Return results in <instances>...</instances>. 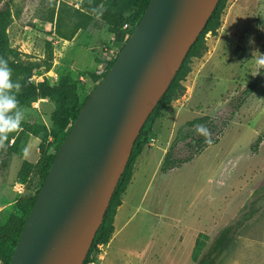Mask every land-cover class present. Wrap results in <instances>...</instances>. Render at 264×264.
<instances>
[{"label": "rangeland", "instance_id": "obj_1", "mask_svg": "<svg viewBox=\"0 0 264 264\" xmlns=\"http://www.w3.org/2000/svg\"><path fill=\"white\" fill-rule=\"evenodd\" d=\"M61 1L78 7L81 0H0V10L9 12L11 45L22 59L39 66L34 80L56 82L68 71L84 99L98 83L95 76H102L122 44L115 41L100 15L72 40L58 37L49 19ZM219 22L215 31L201 35L202 46L197 55L188 57L176 94L150 123L148 142L121 196L127 199L136 183L140 158L148 151L151 156L145 163L150 181L139 187V212L127 226L139 229V242L148 237L151 264H197L192 254L198 236L208 235V253L219 232L230 225L237 236L220 255L219 264H264V65L258 62L264 55V30L258 27L264 28V0H225ZM250 84L253 91L235 109ZM22 109L23 121L52 126L56 109L52 98H41ZM205 115L223 128L219 140L181 167L160 172L157 153L163 147L167 151L189 120ZM20 131L19 126L12 134ZM42 142L49 151L55 150L57 141L46 132L37 137L24 132L18 151L5 164L0 162V222L16 211L19 197L35 193L38 176L31 173L22 179L19 171L24 160H38ZM179 152L187 154L183 148ZM98 255L92 254L90 264Z\"/></svg>", "mask_w": 264, "mask_h": 264}, {"label": "water", "instance_id": "obj_2", "mask_svg": "<svg viewBox=\"0 0 264 264\" xmlns=\"http://www.w3.org/2000/svg\"><path fill=\"white\" fill-rule=\"evenodd\" d=\"M220 0H151L61 143L10 264H83L134 143Z\"/></svg>", "mask_w": 264, "mask_h": 264}, {"label": "trees", "instance_id": "obj_3", "mask_svg": "<svg viewBox=\"0 0 264 264\" xmlns=\"http://www.w3.org/2000/svg\"><path fill=\"white\" fill-rule=\"evenodd\" d=\"M150 1L151 0H81L78 7L61 1L58 8L54 7L49 21L54 25V33L58 37L65 40H72L79 30L87 29L94 23L96 16L100 15L109 31L114 34L115 41L122 44L123 47L146 11ZM224 1L225 0H220L218 2L204 30L184 58L174 80L149 115L136 138L127 166L117 184L104 219L94 237L83 264L93 263L94 258H92V254L94 252L99 253L100 247L109 243L111 240L115 231V215L118 207L122 204L121 196L126 191L132 178L133 164L148 142L151 127L150 123L160 115V111L171 96L176 94L177 88L180 85V80L187 71L186 61L188 57L190 55H197V51L202 46V44H200L201 35L205 31H215L220 25L219 13L223 8ZM9 20V12L6 9H1L0 59L7 61V65L11 70L10 81L13 85L10 89H6L5 91L9 95L15 97L20 108L32 105L33 102L41 98H52L55 101L56 109L53 113L52 126L50 128L43 122L30 123L22 121L20 124L21 131L17 136H14L11 131L8 132L5 137L0 138V162L5 164L8 157L18 151L24 132H28L37 137L44 131L53 140H56L57 144L55 150L51 152L45 148L44 142H42L38 160L35 163L24 160L22 164L19 171L20 178L26 179L31 173H34V175L39 178V185L34 194L19 197L15 202L16 211L11 212L4 221L0 222V264H10L17 241L34 206L37 195L49 173L56 153L90 95H87L84 99H80L78 82L68 71L61 73L56 82L51 81L49 78L35 81L33 75L39 66L34 61L22 59L20 52L11 45L8 35ZM262 46L264 49V42ZM117 56L109 62L107 70L102 76H95V80L99 79L98 83L106 76ZM17 84H19L18 90L16 87ZM253 88L254 84H250L244 90L243 95L239 97L234 105L235 109H238L242 105L244 100L253 91ZM201 125L205 127L206 134L196 131V127ZM222 129L223 128L214 118L208 115L189 120L184 129L178 130L175 139L165 152L160 164V172L167 173L191 161L204 148L219 140V134L222 132ZM179 143H181V148L178 146ZM182 148L187 150L186 155L179 152ZM236 236L237 234L234 232L231 225L223 228L219 232L218 238L215 240L213 246L208 253H206L208 248V235L203 233L200 234L193 248L192 255L194 261H197V264H219L220 255L222 256L226 250L230 249L235 242Z\"/></svg>", "mask_w": 264, "mask_h": 264}, {"label": "crops", "instance_id": "obj_4", "mask_svg": "<svg viewBox=\"0 0 264 264\" xmlns=\"http://www.w3.org/2000/svg\"><path fill=\"white\" fill-rule=\"evenodd\" d=\"M166 149L163 147L161 153H157V167L160 170V162ZM156 153L154 154V156ZM151 156L148 151H144L140 158V170L136 175V183L131 186V191L127 199L122 200L115 215V231L109 243L102 245V251L98 254V259L94 264H151L152 254L150 246H147L148 237L145 236L139 242V229L128 227L132 215L139 212V187L148 183V163L145 160ZM146 165V168L144 167ZM139 172H141L139 174Z\"/></svg>", "mask_w": 264, "mask_h": 264}, {"label": "clouds", "instance_id": "obj_5", "mask_svg": "<svg viewBox=\"0 0 264 264\" xmlns=\"http://www.w3.org/2000/svg\"><path fill=\"white\" fill-rule=\"evenodd\" d=\"M258 27L264 30L260 25ZM249 42L251 43V40ZM258 62L264 65V55L259 57ZM10 74L11 70L7 61L0 59V138L5 137L8 132L16 130L25 117L24 110L18 106L15 97L5 91L13 86L10 81ZM16 87L18 90L19 84ZM196 131L206 134V129L202 125L197 126Z\"/></svg>", "mask_w": 264, "mask_h": 264}, {"label": "built area", "instance_id": "obj_6", "mask_svg": "<svg viewBox=\"0 0 264 264\" xmlns=\"http://www.w3.org/2000/svg\"><path fill=\"white\" fill-rule=\"evenodd\" d=\"M104 72V70L102 69L101 71H100V73L102 74ZM34 76V75H33ZM33 79H34V77H33ZM36 81V80H35ZM39 81H41V80H39Z\"/></svg>", "mask_w": 264, "mask_h": 264}]
</instances>
